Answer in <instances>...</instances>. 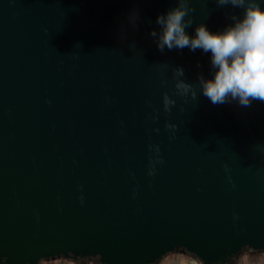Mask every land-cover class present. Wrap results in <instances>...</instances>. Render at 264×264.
Wrapping results in <instances>:
<instances>
[{
	"label": "water",
	"instance_id": "95a60500",
	"mask_svg": "<svg viewBox=\"0 0 264 264\" xmlns=\"http://www.w3.org/2000/svg\"><path fill=\"white\" fill-rule=\"evenodd\" d=\"M264 6V0H259ZM230 0H0V264H231L264 251V100L213 103L199 48Z\"/></svg>",
	"mask_w": 264,
	"mask_h": 264
},
{
	"label": "clouds",
	"instance_id": "9594fccd",
	"mask_svg": "<svg viewBox=\"0 0 264 264\" xmlns=\"http://www.w3.org/2000/svg\"><path fill=\"white\" fill-rule=\"evenodd\" d=\"M230 2L243 8V13L233 18V24L218 31L201 23L193 33H188L185 9L181 6L158 13V47H187L192 51L199 48L208 53L214 71L201 82L203 94L213 103L231 96L246 105L250 99L264 100V6L259 0ZM38 264H74V261L70 255H60L47 260L40 258ZM192 264H202V261L194 259Z\"/></svg>",
	"mask_w": 264,
	"mask_h": 264
},
{
	"label": "crops",
	"instance_id": "0c3cea01",
	"mask_svg": "<svg viewBox=\"0 0 264 264\" xmlns=\"http://www.w3.org/2000/svg\"><path fill=\"white\" fill-rule=\"evenodd\" d=\"M257 258H261V260H258ZM193 260L194 258L189 256L167 255L163 257L158 264H161V262L162 264H192ZM74 264H78V263L74 262ZM237 264H264V257H260V256L251 257L250 255H245L243 259L240 260Z\"/></svg>",
	"mask_w": 264,
	"mask_h": 264
},
{
	"label": "rangeland",
	"instance_id": "374dc122",
	"mask_svg": "<svg viewBox=\"0 0 264 264\" xmlns=\"http://www.w3.org/2000/svg\"><path fill=\"white\" fill-rule=\"evenodd\" d=\"M247 255H250L251 257H255V256H258V253H257V251H255V250H248L247 251V253H246ZM168 255H170V256H175V255H177V253H175V252H172V253H170V254H168ZM242 255H245L244 253L242 254H240L238 257H237V259H243V257L244 256H242ZM189 257H191V256H189ZM76 263H78V264H89L90 262H88V259H83V260H80V261H78V262H76ZM93 264V263H92ZM231 264H237L236 262H232Z\"/></svg>",
	"mask_w": 264,
	"mask_h": 264
},
{
	"label": "trees",
	"instance_id": "16d2710c",
	"mask_svg": "<svg viewBox=\"0 0 264 264\" xmlns=\"http://www.w3.org/2000/svg\"><path fill=\"white\" fill-rule=\"evenodd\" d=\"M250 251V249H247L245 252H244V254L245 255H247L246 253H247V251ZM175 253H177V255H182V256H190V255H186V254H184V253H181L180 251H175ZM257 253H258V256H260V257H264V251L263 250H259V251H257ZM243 254V253H242ZM245 255H242V256H245ZM162 260V259H161ZM160 260V261H161ZM241 260V259H240ZM239 259H237L236 258V263H238L239 261H240ZM88 262H90L89 264H101L100 262H98V261H96V260H89L88 259ZM159 263V262H158ZM158 263H156V264H158Z\"/></svg>",
	"mask_w": 264,
	"mask_h": 264
}]
</instances>
